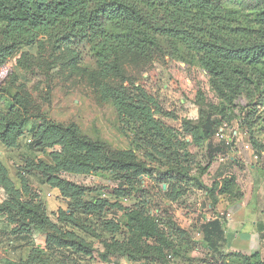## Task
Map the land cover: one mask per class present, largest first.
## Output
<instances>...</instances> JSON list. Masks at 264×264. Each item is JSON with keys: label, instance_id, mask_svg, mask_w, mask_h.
<instances>
[{"label": "trees", "instance_id": "trees-1", "mask_svg": "<svg viewBox=\"0 0 264 264\" xmlns=\"http://www.w3.org/2000/svg\"><path fill=\"white\" fill-rule=\"evenodd\" d=\"M0 24H4L0 66L20 47L46 38L56 44L86 43L100 64L127 51L163 52L181 60L197 58L220 89L235 95H242L248 83L257 89L264 86V0H0ZM241 65L252 74L242 78ZM102 93L114 106L120 131L134 134L130 149L113 151L105 142L83 134L73 123L46 119L30 132V146L43 153L50 151V162L26 160L25 168L37 172L44 184L57 189L68 206L58 210L56 221L32 188L26 171L20 176L18 188L0 159V189L7 196L0 203V215L11 226L10 241L22 248V243L36 233L46 235L44 247L32 248L20 264H54L52 256L60 258L56 264H84L85 259L93 257L94 244L81 234L98 238L99 228L112 236L105 241V255L136 260L137 255L145 258L151 254V260L167 264L165 252L172 245L155 219L144 207H125L121 200H129L133 188L143 182L140 177H153L154 169L138 156L141 149L150 161L172 166L161 180L171 200L178 202L185 195L179 184L186 180L180 178L189 165L190 143L161 120L177 117L165 111L142 86L126 89L105 85ZM261 95L245 119L250 131L258 107L264 102V89ZM253 97L250 90L247 98ZM26 117L16 111L0 112V143L6 149H19L27 130ZM214 129L215 122L209 117L203 125V137L210 139ZM255 148H259L256 143ZM99 173H110L119 181L111 190L112 198L92 197L104 187H88L64 178L65 174ZM224 178L217 181L224 185L210 193L213 209L221 198L229 202L242 198L235 179ZM114 212L124 213V223L106 217ZM96 217L95 223L89 222ZM124 228L131 230L132 237L119 239ZM201 231L212 251L217 243L224 242L222 220L205 221ZM140 237L154 239L155 243L143 246ZM252 257L262 258L260 253ZM260 261L264 264L263 259Z\"/></svg>", "mask_w": 264, "mask_h": 264}, {"label": "rangeland", "instance_id": "rangeland-1", "mask_svg": "<svg viewBox=\"0 0 264 264\" xmlns=\"http://www.w3.org/2000/svg\"><path fill=\"white\" fill-rule=\"evenodd\" d=\"M4 24H0V36ZM90 45L54 43L46 38L32 46L20 47L2 66H0V112L16 111L27 117V130L20 140L17 150H8L0 144V159L8 169L11 179L21 188L20 176L26 171L32 188L40 195L41 200L56 221L60 208L67 209V203L60 192H55L43 183L40 175L28 172L26 160H43L50 162L48 153L33 150L30 146V132L44 120H53L63 124H76L82 133L89 138L105 142L113 151L128 150L132 145L134 134L120 131V120L111 101L103 97L102 88L107 86L130 88L142 86L153 96L167 112H172L176 119L161 118L168 126L176 128L190 145L189 165L183 170L180 179H186L179 185L185 195L173 202L166 193L162 177L172 169L171 165L152 162L145 157V152L138 150V156L154 169L153 177H140L143 180L133 188L129 200L122 199L125 207H144L147 215L155 219L158 229L171 243L166 251L167 264H263L261 259L241 251H228L225 241L217 243L214 251L209 249L204 235L198 236L202 223L211 213V191L224 185L220 178L245 179L251 169H262L264 162V102L259 105L254 124L249 130L248 113L262 96L256 85H250L242 95L220 89L213 77L197 62V58L185 60L172 59L169 54L156 51L140 53L127 51L115 56L110 61L100 64L90 51ZM242 78L251 75L250 70L241 65ZM254 97L248 99L249 92ZM264 100V99H263ZM215 122L214 133L210 139L203 137V125L208 118ZM224 127L223 139L215 135L216 129ZM255 143L259 148H255ZM249 145V149L245 146ZM261 146V147H260ZM260 150V151H259ZM258 156L256 158L255 156ZM223 158V161L220 159ZM64 178L88 187H104L93 196L108 197L119 181L110 173L97 175L65 174ZM163 179H165L163 177ZM237 187V182L234 180ZM58 193V194H57ZM241 194L242 192L239 191ZM5 193L0 189V203L5 200ZM228 201V198H221ZM230 202H237V199ZM107 218L115 217L124 223V213L114 212ZM96 218L90 219L95 223ZM10 225L5 216L0 215V243H7L11 238ZM100 237L90 238L83 234L87 241L94 244L92 258L84 264H161L151 260V254L130 259L119 254L105 255V241L111 235L98 229ZM132 237L129 228L123 229L119 239ZM46 235L36 233L29 241L22 243L20 261L28 257L32 248L45 241ZM138 239V238H137ZM143 246L152 245L154 239L142 238ZM5 247L18 252L14 244ZM226 249V250H225ZM0 254V255H1ZM261 256V255H260ZM54 264L59 257L52 256ZM135 261V262H133ZM258 261V262H257Z\"/></svg>", "mask_w": 264, "mask_h": 264}, {"label": "crops", "instance_id": "crops-1", "mask_svg": "<svg viewBox=\"0 0 264 264\" xmlns=\"http://www.w3.org/2000/svg\"><path fill=\"white\" fill-rule=\"evenodd\" d=\"M261 168H252L245 179H235L238 190L242 192V198L237 202L222 200L217 209L231 213L230 219L222 221L226 249L246 254L259 251L264 260V162ZM7 243L11 246L17 245V242L12 240ZM7 243H0V254L2 246ZM44 245L45 241L37 246L44 247ZM21 249L15 252L6 246L4 253L0 255V264L18 263L20 257L16 256V253L20 254Z\"/></svg>", "mask_w": 264, "mask_h": 264}, {"label": "built area", "instance_id": "built-area-1", "mask_svg": "<svg viewBox=\"0 0 264 264\" xmlns=\"http://www.w3.org/2000/svg\"><path fill=\"white\" fill-rule=\"evenodd\" d=\"M224 130H225V128L221 127L219 129V131L217 132L216 136L219 137L220 139H223ZM29 142H30V140H29ZM245 148L249 149L250 147H249V145H246ZM255 157L258 158L257 155ZM220 160L223 161V158H221ZM230 218H231V213L230 212L225 211V210L224 211H219L216 208V209L211 210V213L207 217V221H212V220H216V219H219V220L223 221V220L230 219ZM198 236L199 237L203 236V233H202L201 230L199 231Z\"/></svg>", "mask_w": 264, "mask_h": 264}, {"label": "water", "instance_id": "water-1", "mask_svg": "<svg viewBox=\"0 0 264 264\" xmlns=\"http://www.w3.org/2000/svg\"><path fill=\"white\" fill-rule=\"evenodd\" d=\"M205 73H207V72L205 71Z\"/></svg>", "mask_w": 264, "mask_h": 264}]
</instances>
